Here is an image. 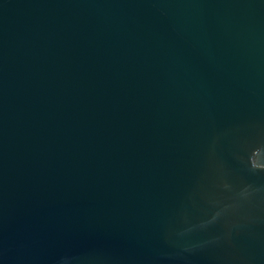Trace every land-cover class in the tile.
Returning <instances> with one entry per match:
<instances>
[{
    "label": "water",
    "instance_id": "obj_1",
    "mask_svg": "<svg viewBox=\"0 0 264 264\" xmlns=\"http://www.w3.org/2000/svg\"><path fill=\"white\" fill-rule=\"evenodd\" d=\"M0 264H264V0H0Z\"/></svg>",
    "mask_w": 264,
    "mask_h": 264
}]
</instances>
